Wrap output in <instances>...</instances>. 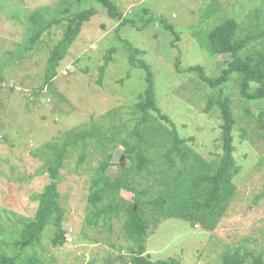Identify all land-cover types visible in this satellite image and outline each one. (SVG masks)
I'll return each instance as SVG.
<instances>
[{
    "label": "rangeland",
    "instance_id": "rangeland-1",
    "mask_svg": "<svg viewBox=\"0 0 264 264\" xmlns=\"http://www.w3.org/2000/svg\"><path fill=\"white\" fill-rule=\"evenodd\" d=\"M113 1L124 18L152 16V25L141 32L130 26L121 28L106 10L97 7V14L84 24L61 63L53 83L56 91L51 92L40 88L49 51L61 39L64 24L53 26L38 46L26 52L27 17L39 8H50V16L64 0H0V244L6 249L11 238L8 235L35 218L37 195L51 181L45 172L47 142L57 141L67 131L93 126L123 138L136 126L138 118L133 109L146 88L145 73L134 70L123 86L119 84L130 69L124 40L146 51L144 59L155 76L158 104L176 124L187 146L207 162L217 163L223 154L219 110L214 107L205 113L208 97L218 91L207 88L187 68L201 65L209 76H217L230 57L211 59L205 35L230 17L260 34L264 31V0ZM91 5L85 4V9ZM146 10L150 15H145ZM168 26L179 34V41ZM112 47L117 52L99 83V68ZM178 60L181 72L176 68ZM232 79L228 90L236 118L234 158L240 169L233 179L236 194L213 231L175 218L163 220L157 227L151 222L144 255L150 254L154 261L174 258L181 264H223L228 249L243 246L263 254L264 264V197L258 199L264 193V117L248 113H258L259 105L243 99L238 77ZM161 124L168 125L159 121ZM86 143L85 149L70 153L60 172L58 202L65 212L62 227L66 243L54 247L51 240L55 229L48 226L40 247L29 248L25 255L36 250L49 264H131L129 250L134 244L124 236L125 215L100 219L95 224L87 221L91 180L104 153L98 143ZM107 147L113 153L114 165L108 171L113 179L119 171L117 164L129 162L122 155L124 148L116 142H109ZM81 152L87 158L77 167ZM164 152L150 150L157 170L165 167ZM142 184L147 185L144 180ZM120 196L126 202L133 200L125 191ZM10 249V255L18 254ZM246 264L254 263L249 260Z\"/></svg>",
    "mask_w": 264,
    "mask_h": 264
},
{
    "label": "trees",
    "instance_id": "trees-1",
    "mask_svg": "<svg viewBox=\"0 0 264 264\" xmlns=\"http://www.w3.org/2000/svg\"><path fill=\"white\" fill-rule=\"evenodd\" d=\"M88 3L92 5L85 9V4ZM97 7L106 10L108 16L118 21L121 28L130 26L141 32L149 28L154 19L152 16L148 19L143 16L137 20L124 18L113 0H64L57 12L50 16V8L34 11L27 17L29 37L26 52L38 46L42 37L47 36L53 26L64 24L61 39L49 51L41 91H56L53 83L59 74V67L82 33L84 24L97 14ZM60 8L64 10L60 12ZM148 14L150 12L146 10L145 15ZM168 29L176 37V41H179V34L171 26ZM205 36V46L211 59L222 55L230 57L226 61V67L219 69L220 73L215 77L209 76L201 65L187 68V72L196 74L207 88L218 91L208 97L205 109V113H209L216 107L222 119L223 154L218 162L205 161L187 146V140L179 135L176 124L158 104L155 76L144 59L146 51L135 48L129 41L124 40L126 61L130 69L126 77L119 80V84L123 86L134 70L145 73L146 88L133 109L138 118L136 126L123 138L116 137V133H111L110 130L103 132L95 126L79 131L70 130L57 141L44 145L49 153L45 159V172L51 181L37 195L39 207L35 218L19 223L20 229H15L8 235L11 238L7 242V249L11 248V252L17 251L18 254L10 255L0 244V264H49L37 255L36 250H32L30 256L25 255L29 248L40 247L43 233L48 226L55 229L51 240L54 247H61L66 243V232L62 227L65 212L58 202L60 172L64 169L70 153L75 149H85L88 141L100 145L99 151L104 153V159L98 164L91 180L87 221L95 224L100 219L111 220L119 218L121 214L125 215L124 236L128 242L134 244L129 250L131 264H181L174 258L154 261L150 254L144 255L147 252L145 243L151 222L157 227L163 220L175 218L190 222L193 226L199 225L207 231L216 229L236 194L233 179L240 171L234 158L233 131L236 118L228 86L236 75L239 79L240 96L249 103L259 105L258 113L253 114L250 110L248 113L264 117V31L258 34L255 28L247 30V26L240 24L237 18L230 17ZM116 52L117 48L112 47L105 55L104 65L99 68V83L103 81L109 63L112 62V55ZM179 66L178 60L176 68L181 72ZM159 121L168 125L159 126ZM118 133L122 131L119 130ZM109 142H116L123 147L122 155L129 162L124 166L117 164L119 171L113 179L108 175L109 169L114 165L113 153L107 147ZM151 149L165 151L163 170L155 167V160L150 155ZM86 158V153L81 152L77 167L83 165ZM181 164L183 166H179ZM143 180L147 185L143 186ZM122 191L133 195L132 202H126L120 196ZM263 197L264 193L258 199ZM262 257L261 253L237 246L225 252L222 263L246 264L252 260L254 264H262Z\"/></svg>",
    "mask_w": 264,
    "mask_h": 264
}]
</instances>
